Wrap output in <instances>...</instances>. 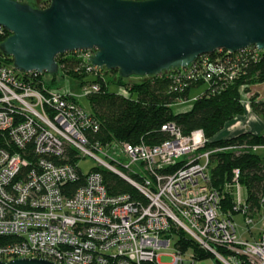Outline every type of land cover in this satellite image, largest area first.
<instances>
[{
	"label": "built area",
	"instance_id": "built-area-1",
	"mask_svg": "<svg viewBox=\"0 0 264 264\" xmlns=\"http://www.w3.org/2000/svg\"><path fill=\"white\" fill-rule=\"evenodd\" d=\"M5 31L0 25V34ZM82 52L88 53L87 65L103 69L91 63L94 51ZM0 54V238L4 240L0 260L195 264V259L186 258L185 249L167 251L172 246L169 230L175 224L224 264H242V256L248 264H264V230L255 241L240 239L233 215H225L221 207L224 192L211 183V156L242 151L245 144L205 149L209 140L202 129L184 134L175 123H167L163 130L171 137L161 144L112 141L91 146L87 131L100 127L95 116L74 96L49 87L46 74L22 72L14 61H5L8 56L1 50ZM208 55L188 66H193L188 78L196 74L209 79L224 72ZM197 62L202 69L195 71ZM39 75H44L41 83ZM68 148L75 149L80 159L74 164L57 162L65 158ZM252 148L258 151L264 145ZM86 157L97 166L88 173L79 166ZM100 169L127 180L146 203L135 202L127 194L110 195ZM233 173L234 184H225L228 191L237 189L232 211L243 212L250 227L255 219L241 185L236 184L240 170ZM223 247L233 252L226 257ZM164 255L172 259L163 262Z\"/></svg>",
	"mask_w": 264,
	"mask_h": 264
},
{
	"label": "water",
	"instance_id": "water-1",
	"mask_svg": "<svg viewBox=\"0 0 264 264\" xmlns=\"http://www.w3.org/2000/svg\"><path fill=\"white\" fill-rule=\"evenodd\" d=\"M0 44L22 72L57 74L58 56L92 50L91 63L127 79L186 68L200 56L264 52V0H0ZM0 264H57L19 258Z\"/></svg>",
	"mask_w": 264,
	"mask_h": 264
},
{
	"label": "trees",
	"instance_id": "trees-1",
	"mask_svg": "<svg viewBox=\"0 0 264 264\" xmlns=\"http://www.w3.org/2000/svg\"><path fill=\"white\" fill-rule=\"evenodd\" d=\"M49 4L50 0H35L31 5L46 8ZM76 52L81 51L60 54L58 63L65 72L78 78L81 87L84 85L88 88L93 85L99 87L97 91L90 90L87 95L91 103V114L100 124L99 130L88 129L87 131L91 146L96 143L112 142V140L134 144L142 142L147 145L161 144L171 137L169 132L163 130V126L167 123H175L184 134L202 129L209 140L206 145L208 148L245 144L247 147L242 151L217 152L211 156V183L224 191L226 182L233 180V171L238 168L240 181L247 188L246 201L249 212L251 215L259 213L264 195V153L255 151L252 147L264 145V133L246 132L225 139L215 137L228 122L244 112L243 96L250 87L264 83L263 51L258 52L256 47L234 54H228L226 50L215 51L208 55L210 61L225 69L223 73L211 74L209 79L196 74L188 78V71L193 68L191 66L170 70L156 76L140 77V81L132 84L121 78L118 70L95 69L87 65V60L81 58ZM8 62H13L10 56H8ZM200 64L197 62V66H194L195 71L202 69ZM108 74L112 76L106 82L105 75ZM114 76L118 79L117 81L114 80ZM43 78L44 75H39V83ZM54 81H56V75L51 77L47 85L50 87ZM202 85L206 86L204 91L194 97L189 106H181L178 110L173 108L175 105L189 101L191 90ZM114 86L119 87L120 91L112 90ZM250 103L254 111L264 119V100H258V96L255 95ZM79 159L78 152L68 148L65 158L57 162L74 164ZM177 167L178 165L170 170ZM99 171L110 195L127 194L135 202L146 203L145 197L127 180L106 169ZM83 180L81 178L74 183L71 186L72 191ZM224 194L222 209L232 210L235 194L228 190L224 191ZM179 238L185 242V246L188 244V247L189 242H192L189 237L180 236L176 239ZM3 242L4 240L0 238V243ZM180 248L184 249L183 246ZM193 250L195 258L209 255L203 254L197 248Z\"/></svg>",
	"mask_w": 264,
	"mask_h": 264
},
{
	"label": "rangeland",
	"instance_id": "rangeland-1",
	"mask_svg": "<svg viewBox=\"0 0 264 264\" xmlns=\"http://www.w3.org/2000/svg\"><path fill=\"white\" fill-rule=\"evenodd\" d=\"M24 2H28L30 4H34L35 0H23ZM48 7V6H47ZM11 33L10 32H6L5 34H0V42L5 40V38L7 36H9ZM81 58L87 57L88 53L85 52H76ZM76 54V55H77ZM3 56L0 54V57ZM2 58V57H1ZM5 61H8V58L5 59ZM65 69L61 68L60 66V70L57 74H47L46 75V84L49 85V81L51 79V77L53 75H56V81H54L53 84H50V87L53 90H57L59 92H62L64 94H69L72 95L76 98V100L79 101V103L89 112H91V103L90 100L88 98V90H90V88L87 90V86H82L81 87V83L78 80L77 77L73 76L72 74H70L69 72H65ZM108 70V69H106ZM112 76V74L109 76V74L106 76L105 75V81H109V78ZM114 80L117 81L118 79L114 76ZM129 84H132L133 82H137L140 81L141 78L140 77H136V76H132L130 78L126 79ZM260 84H256V85H252L250 87V90L248 92H246V94L243 96V101H251L252 98L257 95L258 97H260L261 95H263L264 97V83ZM115 88H112V90H116V91H120V88L117 86H114ZM205 85L193 88L190 92V100L187 101L186 103L183 104H178L175 105L173 108L175 110H178L179 108H181V106H189L192 102V99L197 96L198 94H200L201 92L204 91L205 89ZM243 93V92H242ZM251 104V103H250ZM182 110V109H181ZM261 119H263V117L261 116ZM264 120V119H263ZM113 142H117L116 140H112ZM118 144H120V141H118ZM112 145V144H111ZM207 145V144H206ZM205 145V146H206ZM211 148V147H210ZM205 149H209L208 146H206ZM258 152L264 153V149H259ZM79 166L82 169L83 172L88 173L89 171H91L92 169H94L96 166L95 162L89 158H82L79 162ZM128 176V175H127ZM233 181V180H232ZM234 182V181H233ZM233 182H226V184H229L230 186H232L234 183ZM240 184L242 187V196L243 199H247V188L245 186V184H242L240 181V177L238 179V182H236V184ZM228 188H225L224 191H227ZM223 191V192H224ZM232 192V191H231ZM234 194H237V189H234ZM227 197V196H226ZM224 206L223 203H221V207ZM234 207V205H233ZM233 210V209H232ZM231 209H226L224 208L223 212L225 213V215H227V212H230L235 220V223L237 225V235L239 236L240 239H245V240H249V241H255L259 238L260 232L262 230H264V203H262V207L259 211V214L253 215L254 216V224L251 225L250 227L247 226L246 223V216L243 214V212H233ZM171 240H172V246L170 248L167 249L168 252H175L176 248H180V247H184V249L187 251L186 254V258H190L195 259V264H224L223 262L219 261L217 259V257L214 255V253H210L208 251H206L205 249L202 250V247H200L198 245V243H196L195 241L192 240V242H189V247L188 244L185 246V242L181 241L180 238L176 239L177 237L183 236V237H191L190 234L181 229L180 227H178L177 225L173 224V227L170 228L169 230V235H168ZM178 240V241H177ZM193 248L196 250L199 249L201 250L200 252H202L203 254L208 253L209 255L207 256H203L200 258H195L193 255L195 254V251L193 250ZM230 248H234V247H230ZM181 249V248H180ZM219 250V249H218ZM221 252H223L224 256H228L227 253H231L233 252L232 250L226 249L223 247V249H220ZM199 252V253H200ZM201 253V254H202ZM172 258L170 256L164 255L162 257V261L163 262H169ZM245 261V257L242 256V264H248Z\"/></svg>",
	"mask_w": 264,
	"mask_h": 264
},
{
	"label": "crops",
	"instance_id": "crops-1",
	"mask_svg": "<svg viewBox=\"0 0 264 264\" xmlns=\"http://www.w3.org/2000/svg\"><path fill=\"white\" fill-rule=\"evenodd\" d=\"M258 100H264L263 95L258 97ZM246 132H251L255 134L264 133V120L261 119V115L254 111L250 104V101L248 100L244 101V112L241 115L236 116L230 122H228L225 128L220 131L215 138H233Z\"/></svg>",
	"mask_w": 264,
	"mask_h": 264
},
{
	"label": "bare ground",
	"instance_id": "bare-ground-1",
	"mask_svg": "<svg viewBox=\"0 0 264 264\" xmlns=\"http://www.w3.org/2000/svg\"><path fill=\"white\" fill-rule=\"evenodd\" d=\"M5 32H8V31L6 30ZM237 52H238V51H237ZM235 53H236V52H235ZM59 68H60V64H59ZM44 74H46V75H47L48 73H44Z\"/></svg>",
	"mask_w": 264,
	"mask_h": 264
}]
</instances>
